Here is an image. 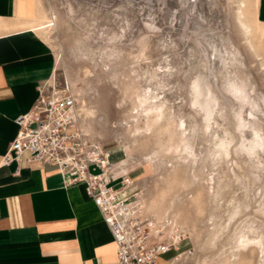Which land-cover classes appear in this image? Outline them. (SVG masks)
Listing matches in <instances>:
<instances>
[{"label":"rangeland","instance_id":"obj_1","mask_svg":"<svg viewBox=\"0 0 264 264\" xmlns=\"http://www.w3.org/2000/svg\"><path fill=\"white\" fill-rule=\"evenodd\" d=\"M39 2L77 131L181 238L159 263L264 264V34L240 15L252 0Z\"/></svg>","mask_w":264,"mask_h":264},{"label":"crops","instance_id":"obj_2","mask_svg":"<svg viewBox=\"0 0 264 264\" xmlns=\"http://www.w3.org/2000/svg\"><path fill=\"white\" fill-rule=\"evenodd\" d=\"M40 8L39 0H0V264H116L112 236L83 186L67 187L55 167L27 164L26 155L1 164L15 118L56 74L49 46L19 24ZM255 13L264 24V0Z\"/></svg>","mask_w":264,"mask_h":264},{"label":"built area","instance_id":"obj_3","mask_svg":"<svg viewBox=\"0 0 264 264\" xmlns=\"http://www.w3.org/2000/svg\"><path fill=\"white\" fill-rule=\"evenodd\" d=\"M32 108L14 120L17 127L1 164L21 162L55 167L67 187L81 185L99 210L116 250V264H158L176 250L178 232L169 235L152 216L128 208L136 200L132 182L111 163L109 154L88 145L74 126L72 85L56 76L37 86Z\"/></svg>","mask_w":264,"mask_h":264},{"label":"bare ground","instance_id":"obj_4","mask_svg":"<svg viewBox=\"0 0 264 264\" xmlns=\"http://www.w3.org/2000/svg\"><path fill=\"white\" fill-rule=\"evenodd\" d=\"M251 3H252L251 4L252 5V14L248 11L250 13L249 15H247V7H246L245 3L244 2L241 3L243 8L240 7L241 8L240 9L241 10L240 11V15L243 16V17L245 16L246 19H247V22H248L245 25L243 24L245 26L244 28H246V30H249V31L251 30L255 34H260V35L264 34V24L258 22V20L256 18V13L255 12H256L257 0H252ZM42 19H43V13L39 14L38 16H35V18L34 19L32 18V20H27V21H24V22H20L19 24H20L21 28H28V29L33 30L37 34H39V30H41V29L37 28L35 26V24L39 23L40 21H42ZM118 170H120V169L118 168ZM128 208H130L132 210L138 209L139 211L146 212V209H145L140 197L137 199V202L131 204Z\"/></svg>","mask_w":264,"mask_h":264}]
</instances>
